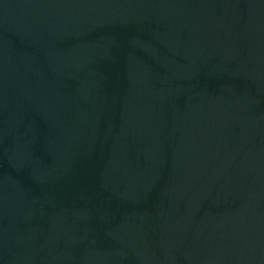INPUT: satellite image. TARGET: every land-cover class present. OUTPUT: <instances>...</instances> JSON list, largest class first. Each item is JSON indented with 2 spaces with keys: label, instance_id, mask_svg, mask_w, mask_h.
Wrapping results in <instances>:
<instances>
[{
  "label": "water",
  "instance_id": "1",
  "mask_svg": "<svg viewBox=\"0 0 264 264\" xmlns=\"http://www.w3.org/2000/svg\"><path fill=\"white\" fill-rule=\"evenodd\" d=\"M0 264H264V0H0Z\"/></svg>",
  "mask_w": 264,
  "mask_h": 264
}]
</instances>
